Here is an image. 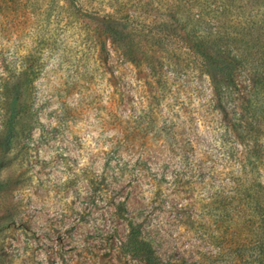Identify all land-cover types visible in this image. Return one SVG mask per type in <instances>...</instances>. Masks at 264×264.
Here are the masks:
<instances>
[{"label": "rangeland", "instance_id": "rangeland-1", "mask_svg": "<svg viewBox=\"0 0 264 264\" xmlns=\"http://www.w3.org/2000/svg\"><path fill=\"white\" fill-rule=\"evenodd\" d=\"M199 2L192 9L202 25L258 38L264 51V0ZM148 3L86 7L105 14L124 5L137 23L180 42L182 30L145 12ZM121 37L57 0H0V205L15 220L5 264H148L125 251L129 222L142 225L141 238L163 261L256 264L264 250V125L254 151L244 112L255 103L264 112V94L255 101L242 66L206 75L176 42L160 49L136 37L138 55L126 61L114 41ZM22 62L38 72L31 93L22 75L4 71ZM4 82L16 87V106L3 102Z\"/></svg>", "mask_w": 264, "mask_h": 264}, {"label": "trees", "instance_id": "trees-1", "mask_svg": "<svg viewBox=\"0 0 264 264\" xmlns=\"http://www.w3.org/2000/svg\"><path fill=\"white\" fill-rule=\"evenodd\" d=\"M61 8L68 7L74 13L90 23L108 28L112 31L121 33L123 37L114 40L117 47L121 50L126 61L132 62L138 55L137 48L133 42L136 37L138 39L150 42L154 47L164 49L169 45L168 42H176L183 45L186 51L193 55L194 62L198 68L210 77L215 72L225 67L228 69L242 66L245 71L251 74L253 85L255 87V101L260 99L264 94V51L259 44L258 38L254 40L245 39L246 34L231 35L229 33H221L214 30L210 23L206 22L202 25L201 16L193 11V6H201L199 0H173L172 3H155L156 0H148V4H142L141 7L147 12V8H151L156 13L171 18L176 26L183 33V36L177 41L174 35L166 34L162 28L148 23L147 21L139 24L136 22L134 15L126 13L124 5H117L113 13L101 14L95 10L86 7L87 0H57ZM156 4V5H155ZM197 4V5H196ZM123 7V8H122ZM135 26H143L144 31L137 36L134 31ZM244 48V49H243ZM246 59L247 63H246ZM154 68V67H153ZM4 71L14 75L19 73L23 76L24 89L27 93H31L34 89V82L38 77V72L31 64L22 62L18 67H11L4 64ZM214 79V78H213ZM217 95L221 104L227 105L230 100V94L226 92V87L221 81H216ZM3 102L10 106H16L18 98L16 96V87H11L9 82L2 84ZM246 119V133L254 134L253 150L259 149V139L262 137V128L264 125V112L255 103L251 105L249 110L244 112ZM260 150V149H259ZM257 152V151H256ZM0 184L1 180H0ZM2 188L0 196L3 195ZM7 217V212L0 205V264H5L6 245L8 231L15 226V220ZM130 231L125 246V251L132 256H144L148 264H177V255L172 256L167 261L159 259L153 250L152 245L141 238L142 225H136L129 222ZM20 227L24 230L25 236L31 233L27 223L21 222ZM264 250L259 252V256L255 259L256 264H264Z\"/></svg>", "mask_w": 264, "mask_h": 264}]
</instances>
